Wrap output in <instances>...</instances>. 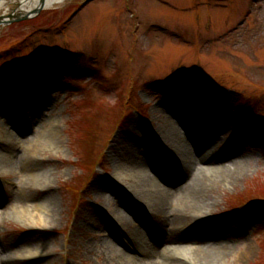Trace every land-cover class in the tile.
<instances>
[{
	"label": "rangeland",
	"instance_id": "1",
	"mask_svg": "<svg viewBox=\"0 0 264 264\" xmlns=\"http://www.w3.org/2000/svg\"><path fill=\"white\" fill-rule=\"evenodd\" d=\"M178 101L215 116L193 131L202 129L222 164L238 162L235 181L214 175L197 222L153 235L146 207L128 219L119 202L125 193L142 201L157 174L131 171L115 154L127 160L138 146L142 160L164 164L157 152L176 150L159 145L158 127L175 125ZM8 106L35 127L16 136L0 118V254L19 258L30 239L40 256L15 264H141L125 221L149 225L144 241L187 246L197 264H264V0H68L0 25V110ZM116 165L128 170L125 183ZM113 181L100 200L95 187ZM48 190L52 208L43 204ZM21 197L42 224L16 218ZM210 231L223 250L194 252L215 243ZM171 256L168 264H192Z\"/></svg>",
	"mask_w": 264,
	"mask_h": 264
},
{
	"label": "bare ground",
	"instance_id": "2",
	"mask_svg": "<svg viewBox=\"0 0 264 264\" xmlns=\"http://www.w3.org/2000/svg\"><path fill=\"white\" fill-rule=\"evenodd\" d=\"M39 1L40 0H0V11L5 10V13L8 10L7 5L18 2L23 3V9L32 11L38 6ZM66 1L68 0H44V6L46 9H49L62 5ZM171 106H174L173 119L175 120V125L171 123L160 125L158 127L160 135L157 142L161 147L164 145V147L167 146L170 149H175L176 152L174 153L175 156L166 155L162 151V148L159 150L161 152H157V157L162 154L163 157H165V159L162 160L164 162L163 167H156V165L152 163L154 159L153 157L149 159L144 158V160H142L140 158V153L138 152L140 149L138 146L135 149V152L130 153L127 156V160L125 159L124 154L120 153V151L117 155L115 154V158H118L120 162L130 161L131 165L133 164L131 171L140 170L142 173L143 168H146L151 173H155L154 175L157 174V177L155 178L154 176L155 179L150 181L149 186L151 189L147 191L144 198H142V201L137 203V199L130 196L129 193H125L122 194V199L119 202L120 207L123 210L122 213H124L128 219L135 217L136 210L134 209H143L146 207L149 211L150 217H153L156 220L157 227L154 228L155 230L153 229V235L158 234V232L161 233L162 229L164 231L166 230V233L174 231L175 228L177 230L180 224L188 220H196L197 222L201 216L196 217V214L202 213L201 209L207 208V203L203 202V198L209 193L211 187L209 182L212 177L217 174H222L224 176L223 179L225 178L228 182L232 183L235 181V170L238 164L237 161H231V165L222 164L221 161L226 158L221 157V155L218 157L214 153H211L208 145V138L201 136L202 129L200 128L195 132L193 131L197 126L199 128V126L212 125L215 122L213 121L215 120L213 114L204 113L199 110L193 111L185 102H174ZM12 111L13 109L11 106L0 110V118L6 119L10 122L11 127L15 130L16 136L23 135L26 132L25 130L35 128L34 125H32L33 122L31 120L29 122L22 113H17L15 111H13V113ZM188 117L192 118L188 120ZM37 135L38 134H35L33 138ZM40 138L43 142L50 141L49 134H44ZM144 147H147V145L144 144L143 148ZM33 151L35 152V150ZM24 152L13 155L12 158L16 161L15 164L22 162L25 157L30 159L34 154L32 151L31 153L28 151L29 154L25 156ZM113 162L114 160L110 159V163L113 164ZM115 169L117 170L116 173L118 174L117 176L119 179L125 183L127 173L124 172L128 170L121 165H116ZM0 173L4 175L5 172L1 170ZM115 184L116 182L113 181L96 186L95 192H97L99 199L104 200L105 191L116 189ZM139 186L137 189L140 188ZM23 200L22 197L19 198V203H21L20 208H22V210L16 212V218L29 225L42 224L43 220H40L41 215L36 213V215H32L27 208L26 200H24V202ZM55 202L51 191H46L43 204L48 208H52L54 207ZM175 204L177 206L176 209L173 208V205ZM99 213L102 214L100 210ZM116 215L125 221L123 215L118 212ZM140 220L139 225L141 226L142 223ZM87 224H89L90 227H94L95 221ZM125 226L127 228V234H130V236L133 237V240L131 239L127 241V244L131 246V250L135 249L141 253L143 258L141 264H146L144 260L148 261V255L152 253L153 255L155 254L157 258L160 255L163 256V261H160L158 264H168L167 261L173 259L171 254L183 257L189 262H192V264L200 262L194 256V253L191 252L192 250H189L187 246L177 245L174 241L170 240L171 244H169L167 248L162 247V249H158L159 251H157L156 248L158 247H156V245L157 242L159 243V239L155 240V242L152 240L150 241V239L144 241L143 236L148 233L147 227L144 230L138 227H132L126 221ZM122 232L125 231L122 230L121 233ZM217 232L210 231L209 233L210 240H213L215 243L209 244L206 247H198L193 249V251L199 252L204 249H210L215 252L222 251L224 241L218 239ZM182 234L183 232H181V235ZM33 241L36 240L28 239L26 249L19 258L0 254L2 257L0 259V264H15L20 258H39L40 256L37 250L32 248L34 245L32 244ZM159 246H162L161 243H159ZM155 256L151 258L152 264H154L153 261L156 260ZM132 259L135 258L133 257Z\"/></svg>",
	"mask_w": 264,
	"mask_h": 264
},
{
	"label": "water",
	"instance_id": "3",
	"mask_svg": "<svg viewBox=\"0 0 264 264\" xmlns=\"http://www.w3.org/2000/svg\"><path fill=\"white\" fill-rule=\"evenodd\" d=\"M29 1V0H28ZM23 3H19L15 9L11 10L10 15H1L0 16V25L12 24L14 22H23L28 19L33 18L35 15H39V13L46 9L44 6V0H40L38 6L32 11H24L22 9Z\"/></svg>",
	"mask_w": 264,
	"mask_h": 264
}]
</instances>
